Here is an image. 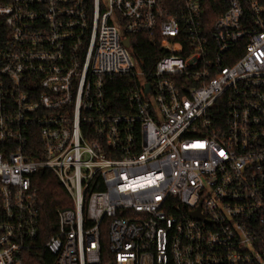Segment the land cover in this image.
<instances>
[{
    "label": "built area",
    "instance_id": "built-area-1",
    "mask_svg": "<svg viewBox=\"0 0 264 264\" xmlns=\"http://www.w3.org/2000/svg\"><path fill=\"white\" fill-rule=\"evenodd\" d=\"M222 1L207 30L199 0H0V264H100L101 231L114 264H264V0ZM41 171L71 201L43 243Z\"/></svg>",
    "mask_w": 264,
    "mask_h": 264
},
{
    "label": "trees",
    "instance_id": "trees-1",
    "mask_svg": "<svg viewBox=\"0 0 264 264\" xmlns=\"http://www.w3.org/2000/svg\"><path fill=\"white\" fill-rule=\"evenodd\" d=\"M163 10L169 16H176L183 8V0H158ZM201 3V9L203 11L202 24L207 29L210 30L215 23V21L223 14L226 10V5L222 0H199ZM264 5V1L260 2ZM5 29L0 20V37L5 38ZM131 48L132 55L137 61L138 66L143 70L145 78H148V70L152 67L153 63L164 55V53H159L156 47L151 46L149 40L145 35L141 36H129L128 37ZM243 50V45L238 47L234 46L231 51H229V56L232 55L231 60H225L224 66H230L236 61V54H241ZM226 58V57H225ZM117 84H122L118 81ZM129 83V81H126ZM116 96L110 98L112 103H116L119 100V87L112 88ZM120 111L115 110L114 114H119ZM225 113V112H224ZM219 120L225 118V114L218 113ZM31 186L35 191L37 198V210L39 215V225H40V243L45 242L49 237L55 234L57 229V220L55 216L56 210H63L71 207V201L63 188L59 185L57 180L48 172L41 171L37 173L31 179ZM100 252H101V262L100 264H114L111 254L108 251V242L105 231H101L100 236ZM24 264H51V258L47 252L39 246L31 252H27Z\"/></svg>",
    "mask_w": 264,
    "mask_h": 264
},
{
    "label": "water",
    "instance_id": "water-1",
    "mask_svg": "<svg viewBox=\"0 0 264 264\" xmlns=\"http://www.w3.org/2000/svg\"><path fill=\"white\" fill-rule=\"evenodd\" d=\"M123 46L128 48L129 47V42L127 40L123 41ZM191 218L193 220H196V221H201L202 220V218L197 213L196 214L195 213L192 214Z\"/></svg>",
    "mask_w": 264,
    "mask_h": 264
}]
</instances>
